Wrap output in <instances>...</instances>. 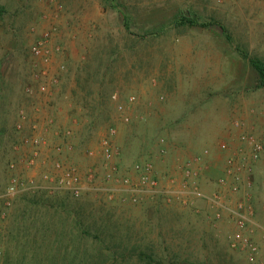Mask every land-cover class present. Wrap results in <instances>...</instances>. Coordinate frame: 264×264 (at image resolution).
Masks as SVG:
<instances>
[{
    "label": "rangeland",
    "instance_id": "374dc122",
    "mask_svg": "<svg viewBox=\"0 0 264 264\" xmlns=\"http://www.w3.org/2000/svg\"><path fill=\"white\" fill-rule=\"evenodd\" d=\"M185 14L210 25H175ZM41 41L40 53H33ZM242 49L264 61V0H0V196L10 181L8 163L18 155L19 109L32 104L27 85L37 88L54 75L61 80L57 105L80 126L67 127L74 129L78 144L70 160L84 177L93 168L103 181L106 136L122 151L111 167L136 181L134 165L149 162L163 188L181 189L190 165L210 198L233 203L243 198L251 205L254 238L264 243V150L241 194L218 185L231 152L221 149L222 142L245 132L264 146V88L258 87ZM130 96H136L132 104ZM120 103L134 118L132 124L121 120ZM151 113L162 121H150ZM207 117L212 123L204 125ZM111 127H116L113 135ZM88 148L95 156L86 155ZM232 149L248 161L244 147ZM41 194L63 196L0 197V264L6 250L2 235L24 205L23 197H45ZM70 197L80 201L78 206L85 203L92 215L113 211L125 229L174 245L191 259L220 264V256L228 253L238 264H257L230 247L236 222L209 199L184 194L133 203L128 195L104 190Z\"/></svg>",
    "mask_w": 264,
    "mask_h": 264
},
{
    "label": "built area",
    "instance_id": "2783aa9c",
    "mask_svg": "<svg viewBox=\"0 0 264 264\" xmlns=\"http://www.w3.org/2000/svg\"><path fill=\"white\" fill-rule=\"evenodd\" d=\"M44 43L45 41H41L38 45L33 46L32 52L39 54L40 45ZM59 50L58 48L57 51ZM60 82V78L53 75L49 82H44L37 88L27 85L26 94L31 98L32 104L29 107L24 105L19 109L17 129L20 137L14 146L18 155L8 163L10 181L5 193L0 196L1 198L12 200L24 193L38 192L50 195L69 194L80 198L88 192L104 190L110 194L128 195L129 200L133 203H143L146 198H151L154 201L164 198L171 201L172 198L184 194L195 199H209L221 211H227L236 222L237 227L229 239L230 247L235 251L248 253L257 264H264V243H260L254 238V211L251 205H248V202L243 198H238L235 203L224 201L217 195L210 198L204 191H201L197 181L198 173L190 165L185 169V181L181 189L163 188L154 165L149 162H137L134 165L133 172L138 175L136 181L130 175H121L111 167L112 161L120 158L122 151L119 147L114 146L110 137L106 136L102 141L101 149V154L107 162L103 181L98 180V171L93 168L88 169L87 176L84 177L80 165L70 160L78 150L74 129L65 127V130L60 131L58 128L55 134L60 140L54 142L47 137V132L40 131L39 121L34 118L35 114L43 111L45 103L52 105V99ZM41 94L44 99L42 102L35 103ZM135 100L136 96L128 98L130 104ZM118 110L122 113L123 123H133L134 118L127 114L125 104H118ZM55 122V114H51L45 121L48 128L55 125ZM235 124L236 127L240 126L239 122ZM115 132L116 127H111L110 134L113 135ZM232 146L244 147L247 151L245 156L248 157V161L241 160V157H238V152H232ZM221 149L231 152L227 157V164H225L223 176L218 180V185L239 195L245 188L248 178L254 173V163L262 156L263 143L255 134L240 132L229 141L222 142ZM95 154L96 151L93 148L86 150L88 157H93ZM208 154L209 149L202 152L204 156ZM22 176L28 178L24 179ZM104 181L110 185L107 186ZM220 216L221 213H217V217Z\"/></svg>",
    "mask_w": 264,
    "mask_h": 264
},
{
    "label": "trees",
    "instance_id": "16d2710c",
    "mask_svg": "<svg viewBox=\"0 0 264 264\" xmlns=\"http://www.w3.org/2000/svg\"><path fill=\"white\" fill-rule=\"evenodd\" d=\"M174 24L210 25L186 14L177 17ZM125 26L129 30L126 18ZM240 52L256 71L258 87L264 88V61L246 50ZM70 196L23 197L24 205L2 235L6 247L2 264H206L174 245L159 244L147 234L140 236L125 229L113 211L92 215L85 203L78 206L80 201ZM51 209L53 213H49ZM220 258V264H238L228 253Z\"/></svg>",
    "mask_w": 264,
    "mask_h": 264
},
{
    "label": "crops",
    "instance_id": "0c3cea01",
    "mask_svg": "<svg viewBox=\"0 0 264 264\" xmlns=\"http://www.w3.org/2000/svg\"><path fill=\"white\" fill-rule=\"evenodd\" d=\"M57 94H55L54 98L52 99V105H48V103H45V107L43 108V111L39 114H35L36 118H40L39 119V128L41 132H47V137L51 138V140H53L54 142L59 141V137L56 136L55 133H57V129L58 128H64L67 126H75V129L80 128V126H78L79 124L77 123V121L75 119H72L71 116H69L68 111L64 110L63 108H60L57 105ZM51 114H55L56 116V122L55 125L51 126V127H47V124L45 123L46 119L51 115ZM39 115V116H38ZM152 116L148 115V118L150 121H154L155 123L158 121V123H160V121H162L159 117V115H155V114H150ZM163 115H161L162 117ZM206 120H204L203 124H211L212 120L210 121L207 118H205ZM263 225V224H261ZM263 229V230H262ZM261 231H264V225L262 226ZM264 233V232H263Z\"/></svg>",
    "mask_w": 264,
    "mask_h": 264
}]
</instances>
